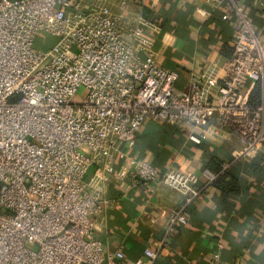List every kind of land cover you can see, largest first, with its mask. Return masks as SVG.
<instances>
[{"label": "built area", "instance_id": "obj_1", "mask_svg": "<svg viewBox=\"0 0 264 264\" xmlns=\"http://www.w3.org/2000/svg\"><path fill=\"white\" fill-rule=\"evenodd\" d=\"M114 1L0 0V264H125L122 251L108 252L95 235L100 193L84 179L100 162L112 171L121 145H135L147 119L187 127L200 144L203 125L217 114L243 143L236 156L264 148V98L252 104L240 92L249 80L264 87V39L240 0H206L227 2L235 25L234 54L212 102L201 79L188 94L174 92L178 73L153 52L161 26L142 14L126 26ZM149 1L154 9V0H133ZM81 86L88 94L74 102ZM129 164L134 177L187 191L189 202L202 191L194 173L134 156ZM202 173L207 183L217 178L208 168ZM178 223H186L179 212L168 231ZM157 258L147 247L136 264ZM209 264H220L218 257Z\"/></svg>", "mask_w": 264, "mask_h": 264}, {"label": "crops", "instance_id": "obj_2", "mask_svg": "<svg viewBox=\"0 0 264 264\" xmlns=\"http://www.w3.org/2000/svg\"><path fill=\"white\" fill-rule=\"evenodd\" d=\"M154 1L153 9L152 1L139 6L133 0H115L112 10L128 27L136 26L139 14L162 25L153 52L161 66L178 73L174 92L188 94L201 79L212 102L234 54L235 25L226 19L228 3L212 7L206 0ZM240 1L264 39V0ZM256 83L249 80L240 90L250 94L251 103ZM261 87L255 104L264 98ZM202 129L203 141L196 144L189 139V128L147 119L135 145H121L112 171H106L104 162L89 168L84 181L89 190L100 193L102 205L93 214L95 235L108 252L122 251L125 264H136L147 247L158 252L155 264H209L215 256L220 264H264V148L236 156L243 143L229 128L219 126L217 114ZM130 156L163 170L198 175L195 187L202 190L200 195L189 202L187 191L134 177ZM207 168L217 174L212 183L203 176ZM177 212L186 223L168 231L170 217Z\"/></svg>", "mask_w": 264, "mask_h": 264}, {"label": "rangeland", "instance_id": "obj_3", "mask_svg": "<svg viewBox=\"0 0 264 264\" xmlns=\"http://www.w3.org/2000/svg\"><path fill=\"white\" fill-rule=\"evenodd\" d=\"M45 34L44 33H40L37 40H36V47L42 49L43 48V40L45 39ZM48 39V45L52 44L54 41L53 37H47ZM88 94V89L85 86H81L76 95L74 96L73 100L74 102H82L86 96Z\"/></svg>", "mask_w": 264, "mask_h": 264}, {"label": "trees", "instance_id": "obj_4", "mask_svg": "<svg viewBox=\"0 0 264 264\" xmlns=\"http://www.w3.org/2000/svg\"><path fill=\"white\" fill-rule=\"evenodd\" d=\"M161 26V28L163 29V26L162 25H160ZM262 89V87H261V81H257V83H256V85H255V88H254V90H253V93H252V99H253V103L255 104L258 100H259V96H260V90ZM252 103V104H253ZM226 178V174H224V175H222L221 177H220V179L222 180V179H225ZM221 184H223V183H221ZM230 184H233V181H231L230 182Z\"/></svg>", "mask_w": 264, "mask_h": 264}]
</instances>
